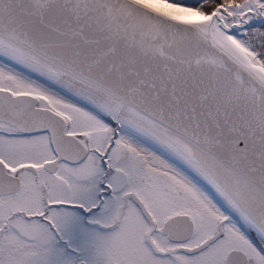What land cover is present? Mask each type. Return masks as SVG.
<instances>
[{
    "label": "snow or ice",
    "instance_id": "obj_1",
    "mask_svg": "<svg viewBox=\"0 0 264 264\" xmlns=\"http://www.w3.org/2000/svg\"><path fill=\"white\" fill-rule=\"evenodd\" d=\"M0 264H264V0H0Z\"/></svg>",
    "mask_w": 264,
    "mask_h": 264
}]
</instances>
